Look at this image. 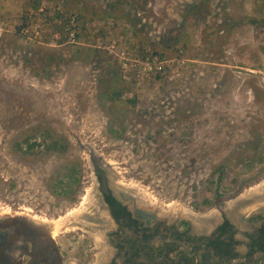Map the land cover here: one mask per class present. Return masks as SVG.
Returning a JSON list of instances; mask_svg holds the SVG:
<instances>
[{"label": "rangeland", "instance_id": "374dc122", "mask_svg": "<svg viewBox=\"0 0 264 264\" xmlns=\"http://www.w3.org/2000/svg\"><path fill=\"white\" fill-rule=\"evenodd\" d=\"M109 21L141 58L153 49L184 68L127 83L87 28ZM120 88L136 105L117 100ZM28 137L33 155L19 149ZM54 142L66 149L47 150ZM102 161L199 214L264 183V0H0V225L53 234L33 218L79 207ZM85 234L56 239L64 261L96 263L100 247ZM237 237L247 255L249 240Z\"/></svg>", "mask_w": 264, "mask_h": 264}, {"label": "flooded vegetation", "instance_id": "af4514ba", "mask_svg": "<svg viewBox=\"0 0 264 264\" xmlns=\"http://www.w3.org/2000/svg\"><path fill=\"white\" fill-rule=\"evenodd\" d=\"M93 179L98 198L95 215L88 225L80 226L81 232L90 234L101 248L96 262L106 251L109 260L105 264H264V222L258 228L246 226L242 230L226 217L211 232L196 231L187 220L162 219L148 204L147 209L157 217L150 222L134 205L137 201L118 196L106 170L100 168ZM143 202L140 199L139 203ZM47 228L53 233L48 237L27 233L18 224L0 225V264H79V260H63L56 239L64 234L55 236V229ZM241 232L250 242L247 255L239 250L241 239L237 235Z\"/></svg>", "mask_w": 264, "mask_h": 264}, {"label": "bare ground", "instance_id": "6f19581e", "mask_svg": "<svg viewBox=\"0 0 264 264\" xmlns=\"http://www.w3.org/2000/svg\"><path fill=\"white\" fill-rule=\"evenodd\" d=\"M102 162H103V164L105 163V161H102ZM106 165L108 166V168H107L108 170L110 168L109 172L112 173L113 176H117V178H116L117 185L121 186L123 189L135 190L134 196H136V197L139 196V197L147 198V200H149V202H146L147 203L146 205H148V204L153 205L156 212H157V215L160 216L162 219L168 218V219L172 220V219H174V217H175V219H176V217H183V218H186L189 220H193L195 223L196 231H204L205 225L203 223H200L197 220H195V217L207 216V217H210L212 219H215V221H220V219L223 217L222 212H229L230 213L231 211H233L235 208L236 202H238L239 200L243 199L244 201H246L245 203L248 204V203H250L252 197H258V196H262L264 194V183H262L260 185H257L255 187L247 190L238 199H236L234 201L227 202L221 208L214 209L207 214H199V213H196L190 209H185L183 206H179L176 203L167 204L163 201H160L159 199H157L156 197H154L153 195L148 193V191H146L144 189L141 190V187L136 185L135 183H131V184L126 183L123 180V178H121L120 175L117 173L118 169L115 168L116 163L107 162ZM96 189H97L96 184L93 181L92 188L87 190V194H85V197L82 200L79 207H77L76 209L67 213L66 217L63 216V217H61L59 219H55V220L37 217V218H33V221H37V223H39V225H41V226L51 227V228L55 229V236H59L61 234H66V233H71V232L82 231L81 230L82 226H80V224H83V225L87 224L88 225V223L90 221V217H93L95 215L94 207H95V203L98 201L97 195L95 194ZM136 197H133L137 200V202L134 205L141 209L140 211L142 212V214L150 222H151V220H154L155 216H153L151 214V211H149L147 209L146 205L145 206L141 205L139 203L140 199L136 198ZM260 207H264V200H259L257 203H254L251 207L244 208L239 213L240 214H244V213L249 214L253 211L258 210ZM131 208H133V207H131ZM106 212H107V210H106ZM97 242L100 243L101 240L98 239ZM108 260H109V258L107 256V252L102 251V256L99 257L98 262H96L95 264H105Z\"/></svg>", "mask_w": 264, "mask_h": 264}, {"label": "built area", "instance_id": "2783aa9c", "mask_svg": "<svg viewBox=\"0 0 264 264\" xmlns=\"http://www.w3.org/2000/svg\"><path fill=\"white\" fill-rule=\"evenodd\" d=\"M76 21V18L70 19V25L68 27L69 32ZM117 26L112 21H109L104 25L103 23L93 25V27H89L87 24L88 31L92 37H96L94 40L97 45L94 48L104 50L108 56L115 58L118 61L123 72V80L127 83L140 87L141 82L146 80L149 81L152 77H165L168 69L174 70V68H177L175 72H179L180 68H184L186 64L185 60L181 58L165 60L164 56L160 55V53H156L153 49L146 50L145 56L141 58V53H139L138 49L124 47L122 41L116 40ZM113 33H116V36L113 37ZM37 35L39 34L37 33ZM20 36L27 38L29 41H34L30 36V31L28 29H23L20 32ZM73 40L74 44H77L76 37H74ZM121 40H123L122 37ZM179 76H181V74H179ZM121 99L123 101L134 100L135 94L125 93L122 95Z\"/></svg>", "mask_w": 264, "mask_h": 264}, {"label": "water", "instance_id": "95a60500", "mask_svg": "<svg viewBox=\"0 0 264 264\" xmlns=\"http://www.w3.org/2000/svg\"><path fill=\"white\" fill-rule=\"evenodd\" d=\"M103 167L107 171V173L110 176V178L114 180L113 181V185H115L114 189H115L116 193L118 194V196H120V195L128 196L129 198L132 199V201H134V202L137 201L135 198H133V197H136V196H134L135 190H133V189H123V188L117 187V184H116L117 183L116 182L117 176H113V178H112L110 172L107 169V165L105 164ZM136 198H139V196L136 197ZM259 200H264V194L262 196L252 197L250 203H248V204H246L245 203L246 201H244L243 199L239 200L238 202H236L235 208H234L233 211H231L230 213L229 212H222V213L227 218H229V220L231 222H233L234 224H237L238 222H240V220H246L247 218H250L251 216H253L255 214L264 213V207H260L258 210L253 211V212H251L249 214L248 213H244V214H240L239 213L244 208L251 207L254 203H257ZM156 218L157 217L155 216L154 219H156ZM184 219H186V218H184ZM173 220H178V219L177 218L175 219V217H174ZM186 220L189 221L193 225V227H195V223H194L193 220H189V219H186ZM195 220H197L198 222L203 223L205 225L204 231L211 232L215 227H217L219 225V223L222 222L223 219L221 218L220 221H215V219H212L210 217L200 216V217H195ZM44 230L46 231V229H44Z\"/></svg>", "mask_w": 264, "mask_h": 264}, {"label": "trees", "instance_id": "16d2710c", "mask_svg": "<svg viewBox=\"0 0 264 264\" xmlns=\"http://www.w3.org/2000/svg\"><path fill=\"white\" fill-rule=\"evenodd\" d=\"M40 3H36V5L35 6H38ZM179 42V41H178ZM166 54H163L162 56H165ZM123 90V89H122ZM121 88L118 90V91H116V98H117V100H119L120 98H121ZM130 102V104H132V105H136V101L135 100H132V101H129ZM51 137V135L48 133V132H46L45 134H44V142H46L48 139H51L50 138ZM31 137H28L27 139H26V143H25V146H26V148L25 149H23V146H21V147H19V149L21 150V152L24 154V155H33V151H35V149H37V148H39V145H38V143L37 142H35V143H32L31 141ZM44 146V145H43ZM41 147V146H40ZM46 148H47V150H55V149H61L62 151H64L66 148L64 147V146H61L58 142H54L52 145H48V146H46ZM39 153V152H38ZM109 202H111L113 205H115V206H119V204L118 203H115V201L114 200H112V199H109ZM185 224H187V223H185Z\"/></svg>", "mask_w": 264, "mask_h": 264}]
</instances>
